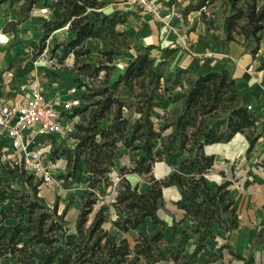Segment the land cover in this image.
<instances>
[{
  "label": "trees",
  "instance_id": "trees-1",
  "mask_svg": "<svg viewBox=\"0 0 264 264\" xmlns=\"http://www.w3.org/2000/svg\"><path fill=\"white\" fill-rule=\"evenodd\" d=\"M10 0L7 8L18 4L16 20L9 21L5 30L15 35L17 25L24 21L32 6L39 0ZM44 4L51 11V18L42 24V35L38 41L24 42L32 48L34 59L44 48L49 33L67 26L73 38L62 49L59 63L68 55L75 58L88 54L74 50L87 40L96 39L101 43V58L92 67L93 74L103 73L104 80L98 89L81 95V105L72 111L71 117L81 121L73 125V148H62L67 173L63 178L73 177L80 163L85 166L86 188L79 195V209L74 219L73 231L67 229L64 219L69 206L58 212L57 206H45L37 196L39 181L17 168L8 169L14 180L24 177L30 187L31 197L22 202V196L14 197L13 205L0 208V259L14 258L17 264H159L162 246L167 248L171 264H190L204 248V242L215 237L211 225L215 224L226 232L237 225L232 201L227 198L228 182L212 184L205 182L204 174L212 166L214 156L206 153V147L228 142L234 134H245L250 151L259 133L256 132L258 117L243 106L237 91L236 80L226 68L200 76H186L187 70L176 68L175 72L164 70L163 61H155L146 46L127 60L123 70L113 80L110 73L115 69L113 57L116 54L111 40L114 27L124 19L117 13L105 15L101 12L103 0H55ZM232 0L231 13L225 17L223 36L234 41V34L240 35L255 53L264 29V1ZM5 0H0V5ZM207 0H199L193 10L202 11ZM206 31L209 30V23ZM18 43V42H17ZM113 45V44H112ZM57 47V46H56ZM55 48V47H54ZM53 52V50H52ZM261 67L264 59H261ZM50 79L55 73L45 69ZM168 84L177 87L172 99L179 100V114L167 127L171 132L162 138L161 132L153 128L151 116L159 105ZM84 86V85H83ZM133 93L136 98L134 112L138 115L130 130L123 116L125 107L118 89ZM111 115V123L100 126V121ZM155 140L159 149L153 151ZM138 142V143H136ZM122 147L130 151H141L136 155L132 167L117 168L118 189L111 203L112 226L120 232H128L142 226L132 246L125 238L116 239L103 229L107 220L108 207L101 204L93 212L97 197L104 195L109 186V174L116 167V155ZM216 146H210L212 151ZM187 152L188 156L179 163L180 172L173 171L163 179L150 177L147 188L136 191L125 175L128 173L148 174L152 169L155 155L164 154L163 161L169 164L176 152ZM51 159L57 150L52 149ZM162 166V165H161ZM191 188L185 192L188 202L189 226H182L184 217L167 224L158 216L162 204V190L172 186ZM168 190H164L167 193ZM3 195L0 191V196ZM28 195V194H26ZM19 201V203H17ZM5 220L12 223L5 224ZM191 250H187L188 246Z\"/></svg>",
  "mask_w": 264,
  "mask_h": 264
},
{
  "label": "crops",
  "instance_id": "crops-1",
  "mask_svg": "<svg viewBox=\"0 0 264 264\" xmlns=\"http://www.w3.org/2000/svg\"><path fill=\"white\" fill-rule=\"evenodd\" d=\"M43 1L39 0L32 6L28 17L17 25L15 35L6 31L5 25L16 20L18 4L2 15L3 25L0 30L11 39V45L8 43L7 46H0L2 95L12 96L16 91L12 87L14 81L22 82L28 74L41 71L35 69L32 61L28 59H16L18 55L23 59L22 52L30 51L31 56L32 48L23 43L38 41L42 35L43 22L51 18V11L48 14L39 12L40 8L46 6ZM51 1L55 0H48L47 4ZM116 5L115 9H120V3ZM128 9L134 11L137 18L134 22L132 43L124 54L125 63L137 53L136 51L153 46L149 53L155 61H163L170 68L184 69L195 76L226 68L236 80L241 104L250 105V110L258 117L256 132L260 135L250 151H247L245 134L241 133L234 134L226 143L206 147V153L214 156L211 167L215 168L217 174L213 176V181L217 184L228 182L227 198L232 201L231 207L236 215L237 225L229 232L215 224L211 225L215 237L204 242L203 250L190 264H264V66H260L261 59H264V29L253 54L252 43L245 46L238 39L226 41L222 32L206 31L201 23L192 27L182 19L172 17L165 24L137 7L129 6ZM161 13L163 14L162 11ZM142 29H145V33L138 34ZM5 50L8 51L3 55ZM204 52H212L213 57L200 59L199 56ZM3 62L6 66L13 65L8 67L13 71V78L8 84L3 75L6 70V67L1 66ZM50 72L55 73L56 77L54 81L47 83L49 89L63 91L72 85L68 81L71 75L69 69ZM46 78L49 77L46 75ZM210 146L216 147L207 151ZM9 207L4 204L0 206L1 209ZM4 223L12 222L5 220ZM8 263L17 264L14 258L0 259V264Z\"/></svg>",
  "mask_w": 264,
  "mask_h": 264
},
{
  "label": "rangeland",
  "instance_id": "rangeland-1",
  "mask_svg": "<svg viewBox=\"0 0 264 264\" xmlns=\"http://www.w3.org/2000/svg\"><path fill=\"white\" fill-rule=\"evenodd\" d=\"M9 1L10 0H5V2L0 5V28L3 25L2 15H5L8 12L9 8H7V4ZM103 1L105 2V5L101 9V12L109 16L116 12L117 17L120 16L124 19V22L122 24L115 25L114 36L111 40V46H113L116 52L113 57V64L115 65L118 62L124 64V54L127 53V50L130 48V45L132 43V37L135 32L134 22L137 18V15H135L134 11H130L128 9V7L131 5L124 3V1L122 0ZM198 1L199 0H150L152 4L157 5V12L162 11L163 14L165 12H172V17L182 19L184 22L189 23L192 27L198 26L199 23H201L206 29L205 23H209V30H218L223 33L224 19L231 13L232 0H207L202 11H195L191 9L197 4ZM259 1L263 2L264 0ZM241 2L242 0L240 1V3ZM19 3H22V0H20ZM116 3H120V9H115L117 8ZM139 33H145V29H142L140 32H138V34ZM73 36V33L67 30L66 25L60 29H57V31L55 30L49 33L46 40L44 41V48H46V56L50 60L52 59V61L50 63L48 61L40 60L37 63V68L39 70L45 68L50 71L69 69L71 71V75L69 77L70 80L68 81H70L71 84L76 88L77 96H81L88 94V92L92 90L98 89L101 86L102 81L104 80L103 73L99 72L97 75L93 74L92 67H88V69L85 68L84 71L86 70V72H83L82 70L83 66L85 65L94 66L97 64V61L101 58V55L99 54L101 43L99 40L89 39L81 47L74 48V50L79 49L82 52L89 50L88 54L86 53L84 55H80L78 58H75L73 54H68L62 59L61 63H59L58 61L59 57L62 54V49L66 47L70 40H72ZM233 37L234 41H236L237 39L241 40L242 44L247 46L248 42L244 41L240 35L234 34ZM10 40L11 39H9V44ZM7 51L8 50L3 51V55H6ZM142 51L143 48L136 52ZM22 54H24L23 59L20 55H18V58L16 59L17 61L28 59L29 61L33 62L35 59L31 58L32 53L30 56V51L29 53L22 52ZM4 62L1 65L2 67H6V69H8V67H13L12 64L6 66V63ZM164 70L175 72L176 68H170L169 65L166 64L164 66ZM119 71L121 70L115 66L114 71L110 73L109 79L113 80ZM186 76L193 77L195 75L189 73ZM28 77H26L22 82L14 81L12 83L13 89L16 90L15 92H18L20 88L26 84V80ZM52 81L54 80L52 79L50 81L49 78H46V83ZM167 86H169V91L163 94L159 105L154 109V112L151 116L153 128L161 132L162 138H165L171 132V128L167 127L163 130H160V128L165 125L168 126V124H170L173 119L179 114L181 107V102L179 100H174L171 98L175 92L179 91V89L177 87H172L171 84H168ZM117 95L118 97L123 99L125 104V107L123 109V116L127 120L126 130L128 134V131L130 130L132 124L138 117V115L134 112L136 98L134 97L133 93L125 91L121 87L118 89ZM80 121L81 118L79 117L67 116L63 120V127L61 131L45 138L44 144L50 145L51 151L50 154L46 156L45 159H43V162L47 167L49 166L52 172L51 174L54 178L57 179L58 184L54 185L50 189H37V196L42 199L45 206H57L58 212H61L64 206H69L64 217L67 222V229L69 231H73L74 219L78 213V197L86 188L85 166L83 163H80L74 176L65 179L63 178V176L67 173V168L65 165L66 161L65 157L63 155H60L59 153L62 148L74 147L76 141L72 137V133L74 131L73 125L75 123H79ZM110 123L111 115L101 120L100 126L106 127ZM154 142L155 147L153 151L159 149L160 145V142L158 140H155ZM52 149L57 150V155L54 160L51 159ZM137 154L142 155L143 152L130 151L122 147L118 149L116 155V167L109 174V186L107 187L104 195H99L97 197V203L93 208L94 212L101 204L108 207L107 220L102 225L103 229L106 230L110 235H114L116 239L125 238L130 246L133 245L138 231H141L143 227L140 226L137 229L130 230L128 232L117 231L111 224V220L114 216L111 203L118 189L117 168L121 166L132 167ZM187 156L188 154L185 151L176 152L172 161L167 164L163 161L164 154L161 153V155L159 156L155 155L153 158L152 169L150 173H128L125 175V177L130 182L134 190L143 191L148 187L150 177H153L155 179H163L164 177L169 176V174L173 171L181 173L179 169V163ZM53 162L57 164L56 167H50ZM8 169L9 166H7L5 162L0 160V191H2L3 193V195L0 196V206H2V204H4V206H12L14 200L11 199V196L18 197L23 195L24 198L22 199V202L29 201L31 197V190L27 183L24 182L25 178H20L17 176L14 180H12V176L8 172ZM216 174L217 173L215 168L212 167H210L204 174L205 182L209 186H212V184H217L213 181V176ZM38 180L39 177L34 176L32 182L34 183ZM182 182L184 183V186H172L164 188L162 190V204L157 213L158 216L167 224H171L174 220H178L184 217L185 219L182 223V226L184 227L192 224L188 212V202L185 198V192H189L191 187L186 184V177L184 175H182ZM165 189L168 190L167 193H164ZM17 203H19V201H17ZM191 248L192 246L189 245L187 247V250H191ZM159 264H171L168 259L167 248L165 245L162 246V255L160 257Z\"/></svg>",
  "mask_w": 264,
  "mask_h": 264
},
{
  "label": "built area",
  "instance_id": "built-area-1",
  "mask_svg": "<svg viewBox=\"0 0 264 264\" xmlns=\"http://www.w3.org/2000/svg\"><path fill=\"white\" fill-rule=\"evenodd\" d=\"M122 1L152 14L153 18L165 24L173 14L165 12L162 15L161 11L157 12V5L152 4L150 0ZM39 12L48 14L50 10L42 7ZM8 43V36L0 30V46H6ZM212 57V52H204L199 56L200 59ZM40 60L51 63L52 59L46 56V48H43L32 62L35 69ZM115 66L123 70L125 64L118 62ZM3 75L8 84L13 78V71L6 69ZM81 103L73 85L63 91L49 89L44 69L39 73H30L26 84L12 96L0 93V160L5 162L9 169L17 168V172L23 171L33 178L39 177L37 189H50L57 185V179L52 176L49 166L43 162L51 151L50 145L44 144L45 138L60 132L64 118L70 116ZM246 108L250 110L251 106L247 105ZM56 166L53 162L50 167Z\"/></svg>",
  "mask_w": 264,
  "mask_h": 264
}]
</instances>
